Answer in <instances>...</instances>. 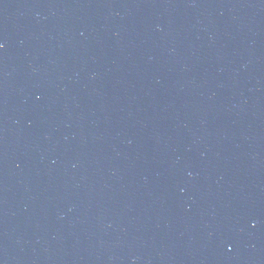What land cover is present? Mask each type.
Returning a JSON list of instances; mask_svg holds the SVG:
<instances>
[{"label":"water","instance_id":"1","mask_svg":"<svg viewBox=\"0 0 264 264\" xmlns=\"http://www.w3.org/2000/svg\"><path fill=\"white\" fill-rule=\"evenodd\" d=\"M0 264H264V0H0Z\"/></svg>","mask_w":264,"mask_h":264}]
</instances>
